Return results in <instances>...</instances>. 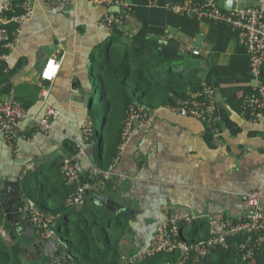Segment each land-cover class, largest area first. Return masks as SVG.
I'll use <instances>...</instances> for the list:
<instances>
[{
    "label": "crops",
    "instance_id": "obj_1",
    "mask_svg": "<svg viewBox=\"0 0 264 264\" xmlns=\"http://www.w3.org/2000/svg\"><path fill=\"white\" fill-rule=\"evenodd\" d=\"M110 1L102 4L82 1L65 6L34 0L32 15L5 59L7 69L0 87V101L7 99L8 93L3 89L8 87L29 118L43 117L47 108L56 112L47 133L36 132L29 118L19 123L18 155L0 134V185L18 183L21 197L28 204L32 202L20 184L23 175L52 163L62 170L56 160L49 162V156L55 152L66 155L64 162L75 160L74 167L82 181L95 164L92 143L82 140V123L88 118L83 96L89 92L90 98L93 90L90 52L109 39L110 33L99 26V21L105 15L121 12ZM240 3L264 10V0H240ZM128 21L122 28L124 41L139 28L134 19ZM52 57L60 60V70L52 83H45L40 73L46 60ZM231 85L232 82H223V86ZM216 102L239 129L236 134L222 128L209 144L203 136L209 129L205 123L158 111L153 125L138 127L124 148L117 147L108 177L97 178L91 186L133 211L127 217L130 232L120 242V251L147 249L158 224L175 211L186 210L200 219L236 222L247 212L240 194L249 190L264 192V121L244 120L219 95ZM220 125L223 126L221 121ZM80 182L78 179L77 186L86 189ZM5 226H0V234L11 245L19 236L10 237ZM32 239L35 244L42 243L43 248L34 250L35 256L31 258L34 261L29 264L38 263L40 256L50 258L49 264H59L51 258L61 263L57 248L62 244L53 235L44 240L38 234L25 238L30 244Z\"/></svg>",
    "mask_w": 264,
    "mask_h": 264
},
{
    "label": "trees",
    "instance_id": "obj_2",
    "mask_svg": "<svg viewBox=\"0 0 264 264\" xmlns=\"http://www.w3.org/2000/svg\"><path fill=\"white\" fill-rule=\"evenodd\" d=\"M112 1L127 3V7H121V12L114 14L120 20L113 25L108 41L94 47L89 55V72L95 91L86 111L91 122L97 123L95 133L92 129L88 142L94 147L95 165L99 169L107 171L112 167L127 109L132 104L158 112L207 83L216 87L228 108L239 115L243 97L249 92L247 84L251 77L248 57L245 49L239 45L235 32L224 24L198 22L194 18L169 13L163 8L168 1L182 0ZM22 2L14 1L16 14H21ZM154 2L158 7L151 5ZM128 18L134 19L139 28L129 36L128 41H124L122 28L128 24ZM6 28L11 32L15 25L9 24ZM178 36L185 39L180 40ZM198 38L204 46L197 48L200 50L198 55L193 53L196 48L187 50L180 42L188 44L196 42ZM161 39H166L167 44L159 43ZM3 54H8V51L0 50V87L5 82L4 71L7 69L5 61L1 60ZM225 55L227 60L222 59ZM223 82H232V85L223 86ZM3 92L9 93L10 90L7 87ZM216 116L223 126L217 124L215 128H227L232 134L239 131L219 107ZM203 136L210 144L214 132L206 129ZM71 163L75 165V160H71ZM54 168L45 164L34 172L27 171L20 184L24 195L44 220L52 216L48 228L55 239L62 242V246L57 248L61 262L178 264V254L175 252L142 257L134 263L123 260L120 242L130 232L127 216L123 212L114 214L100 206H93L86 197L78 205H69L67 199L75 187L67 185L62 170L55 171ZM83 177L80 183L87 187L96 184L97 179L90 180L86 175ZM4 224L5 215L0 205V226ZM207 227L206 219L197 218L191 229L186 234L182 233L180 238L188 243L206 239ZM24 239L14 238L13 243L7 245L0 234V264H25ZM238 242L239 239L231 241L233 247L227 251L218 248L198 262L185 261L182 264H264V244L255 250L251 260L242 262L234 248ZM51 261L57 259L51 258Z\"/></svg>",
    "mask_w": 264,
    "mask_h": 264
},
{
    "label": "built area",
    "instance_id": "obj_3",
    "mask_svg": "<svg viewBox=\"0 0 264 264\" xmlns=\"http://www.w3.org/2000/svg\"><path fill=\"white\" fill-rule=\"evenodd\" d=\"M15 0H1L0 16V50H10L18 43L23 25L32 15V2L34 0H23L21 14L15 13ZM45 2H56L65 6H72L78 2H94L102 4L110 0H43ZM233 5L229 12L220 9L214 0L209 2L193 0L180 2L168 1L163 8L169 13L184 15L194 18L198 22H208L214 25L224 24L237 35L238 43L245 49L248 57L250 83L247 84L249 92L244 95L239 116L250 122L264 121V10L255 6H242L240 0H232ZM118 7H127V3L115 2ZM153 7H158L154 2ZM120 13V12H119ZM10 15V17H8ZM120 19L114 14L105 15L99 21V26L111 33L113 25ZM13 24L15 28L9 32L7 25ZM159 43L166 45L167 40L161 39ZM193 53L198 55L199 49ZM8 54H3L1 60L5 61ZM61 62L57 58L46 60L40 79L45 83H52L60 70ZM218 90L211 84L203 83L196 92H190L184 99L175 104L166 105L159 111H168L181 117L196 119L205 123L214 132V139L220 135L221 130L215 128L220 125L217 114L216 96ZM157 111H148L143 105L132 104L127 109L122 133L120 136L119 149L124 148L138 127L151 126L155 122ZM56 112L47 108L44 116L40 118L28 116L23 104L18 101L13 93H8L7 99L0 101V134L14 154L18 155L16 139L18 136V125L21 121L30 119L32 128L39 133H47L51 127L52 118ZM82 140L87 141L92 134V122L89 118L82 123ZM79 148V146H78ZM81 154V152H80ZM112 168V167H111ZM110 168V169H111ZM109 169V170H110ZM99 169L93 164L88 172V179L107 178L108 171ZM62 172L66 178L67 185H75V190L69 195L67 203L78 205L86 197L84 186H77L79 173L71 160L64 162ZM241 200L247 206V212L236 222L225 221L217 218H208V236L203 240L185 242L181 240V234H186L187 225L193 224L197 217L189 211L179 210L170 213L162 220L153 235L152 243L143 251L135 252L133 262L142 257H153L160 253L175 252L178 254V264L185 261L198 262L206 258L215 249L229 250L233 247L231 241L239 239L234 246L238 251V257L242 262L252 259L257 248L264 244V192L249 190L240 194ZM24 211L30 214V221L35 225L36 231H40L41 238L47 239L53 235L48 225L52 217H44L32 203L25 206ZM183 227V228H182ZM189 230V229H188Z\"/></svg>",
    "mask_w": 264,
    "mask_h": 264
},
{
    "label": "water",
    "instance_id": "obj_4",
    "mask_svg": "<svg viewBox=\"0 0 264 264\" xmlns=\"http://www.w3.org/2000/svg\"><path fill=\"white\" fill-rule=\"evenodd\" d=\"M190 1V0H186ZM205 2H209L211 0H202ZM217 6L223 9L226 12H229L232 8L233 2L232 0H214ZM83 102L88 107L90 98L89 92H87L83 96ZM66 159V155L62 152L58 151L49 156V162L56 160V164L63 168L64 160ZM54 167L56 166L52 163ZM79 181H82V178H79ZM75 187V185H73ZM84 193L86 195L87 201L90 203H94L97 206L105 208L106 210L119 214L123 212L127 217L133 214V211L121 205L111 197L99 193L96 190L91 189V186H88ZM0 205L3 209L5 215V230L9 233V236H19V237H27L28 235L34 236L36 235L35 225L30 221V214L24 211L25 206L27 205L26 201H24L23 197H21L19 191L18 183H8L0 185ZM4 226V225H3ZM14 231V232H11ZM34 239V238H33ZM31 240L32 248L34 250L38 248H43L42 243L35 244V240ZM30 243V242H29Z\"/></svg>",
    "mask_w": 264,
    "mask_h": 264
},
{
    "label": "rangeland",
    "instance_id": "obj_5",
    "mask_svg": "<svg viewBox=\"0 0 264 264\" xmlns=\"http://www.w3.org/2000/svg\"><path fill=\"white\" fill-rule=\"evenodd\" d=\"M179 38H183V37H181V36H178V39ZM184 40V39H183ZM182 44H183V48H185V49H187V50H190L192 47V49H194V48H200V49H202V47H204L203 45H201L200 43H201V39L200 38H198L197 40H196V42H190V43H188V44H185V43H183L182 41H180ZM222 59H227V55H225V56H223L222 57ZM94 89L92 90V92H91V96H93V94H94ZM96 121H92V129H93V131H94V133H95V129H96ZM59 168H57V167H55L54 168V170L55 171H57ZM187 227V229H186V232H187V230L188 229H191V225H187L186 226ZM36 234H38V236L41 238V234H40V231H36ZM54 238H55V235H54ZM42 239V238H41ZM35 240H36V238H35ZM44 240V239H43ZM7 241V240H6ZM24 241V246L22 247L23 248V260H24V262H25V264H29V262L31 261H34L33 259H31V258H33L35 255H34V249L31 247L32 246V244L33 243H29L27 240H23ZM61 244H62V242L61 241H59ZM120 254H121V257L122 258H126L125 260H127L128 262H131V263H134L133 262V252L132 253H130V251L129 252H123V251H120ZM132 254V255H131ZM38 263L36 262L35 264H49V262H47V258H43V257H39L38 258ZM57 262V261H56ZM52 263V262H51ZM62 264H70L69 262H65V263H63V262H61ZM60 264V263H59Z\"/></svg>",
    "mask_w": 264,
    "mask_h": 264
}]
</instances>
